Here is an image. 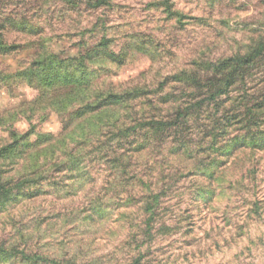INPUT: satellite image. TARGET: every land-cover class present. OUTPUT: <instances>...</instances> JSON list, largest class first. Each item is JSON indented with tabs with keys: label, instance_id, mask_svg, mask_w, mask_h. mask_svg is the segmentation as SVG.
<instances>
[{
	"label": "rangeland",
	"instance_id": "374dc122",
	"mask_svg": "<svg viewBox=\"0 0 264 264\" xmlns=\"http://www.w3.org/2000/svg\"><path fill=\"white\" fill-rule=\"evenodd\" d=\"M263 43L264 0H0V171L13 189L0 201V264H264ZM249 51L251 69L158 90L195 60ZM133 89L144 95L111 115L136 104L165 120L207 98L206 112L183 135L116 139L114 170L96 152L62 156L100 116L87 101ZM219 115V136L202 139L200 123ZM25 176L37 180L15 188Z\"/></svg>",
	"mask_w": 264,
	"mask_h": 264
},
{
	"label": "trees",
	"instance_id": "16d2710c",
	"mask_svg": "<svg viewBox=\"0 0 264 264\" xmlns=\"http://www.w3.org/2000/svg\"><path fill=\"white\" fill-rule=\"evenodd\" d=\"M264 44V43H263ZM262 45V44H261ZM253 52V51H252ZM251 51H249L246 55H239L235 57H227L222 58L215 61H193L191 63V67H182L180 68L177 73L167 74L158 84V90L164 89L168 87V84L170 83L171 79L174 78V80L181 82H184L186 85H192L195 86L196 89H201L203 86H205V83L202 81L200 74L201 70L209 69L214 73L217 74H223L224 78L231 76L233 73H237L242 71L243 69H251L254 66L253 58L256 56ZM214 82V79L209 78L207 84H212ZM225 84H228V79L225 81ZM196 90L195 93H191L192 95H196L198 91ZM144 90L140 89H133L130 92H127L125 94L114 92V91H108L105 94L102 95V98L96 103H91L87 101V104L84 106L89 113L96 114L98 113L100 116L98 118H94V121L89 124L92 125V128H94L92 131H89L88 133H85L80 139L73 140L74 146L72 148H66L64 153H62V156H65L70 161H78L80 158H83L87 154H90L91 152H96L97 156H102L104 161L106 163H111L112 157L110 155H106L108 150L112 148V144L116 139L120 140L125 135H131V133H134L137 130L143 129L144 133L147 135L148 132L152 134V137L159 138L162 137L165 133L167 134V131H170L172 127L175 128V132L183 135L184 130L188 128V121L190 120V117L192 115H199L202 114L205 111L204 102L206 99H199V101L192 102L190 104H184L183 106H178L174 109L173 115L171 113H168L167 119H163L159 115V117H156L155 113H145V112H139L136 104L131 105L129 107V111L124 114L123 117L119 116H113L110 113L114 110V106L119 103H123L128 97L135 96L140 97L142 94L144 95ZM143 92V93H142ZM67 93V92H66ZM188 93L187 96L191 97ZM100 96V95H99ZM247 97L251 96V94H247ZM215 97V93H211L209 99H212ZM150 105H152V110L157 109V105L155 100L150 99L149 101ZM261 105V103H260ZM249 106V105H248ZM259 107L256 106H249L247 107L248 114H253L255 112V109ZM199 110V111H198ZM221 110L220 104L217 103L216 106V113H219ZM201 112V113H200ZM206 112V111H205ZM102 114V115H101ZM85 115L82 113L78 114V118L81 119ZM197 116L196 121L201 120L200 117ZM207 120H210V117L212 116L210 113H206ZM206 120V121H207ZM194 123V121H193ZM258 122L255 121L254 124H257ZM184 125V126H183ZM199 132H204V128L206 129V133L203 136L202 139L205 138V136L212 135L213 137L219 136V130L221 127L226 126L225 118L223 115H219L217 117V120L214 122V125L210 127L207 124H201L199 125ZM171 127V128H170ZM146 129V131H145ZM195 129H191V133H193ZM202 132V133H203ZM217 132V133H216ZM129 133V134H128ZM138 133V132H137ZM165 134V135H166ZM149 135V134H148ZM69 137V136H68ZM151 138V137H150ZM191 141H193V138L191 137ZM181 148L179 151H175L176 153H181L182 149H187L189 146V140L181 141ZM68 147V146H67ZM5 148V147H4ZM81 150H85V152H81ZM193 149L190 151V154H195ZM192 152V153H191ZM7 151H4V149H0V158H4ZM83 153V156L81 155ZM77 154V155H76ZM173 154V153H172ZM64 157V158H65ZM110 168L114 170V165L112 166L109 164ZM147 175V174H146ZM2 173L0 171V201L2 199H5L9 197L12 194L13 189L7 187L6 182L1 180ZM141 184L148 185L149 180L148 178L145 179L143 175L139 178ZM209 179L211 183H214L217 180V176H213V174L209 175ZM37 179H29V177L25 176L16 183V187L18 189L24 188L29 182H34ZM213 181V182H212ZM110 181H108V184H106V187H109L110 191ZM153 216L151 214L149 216L150 218ZM5 252V250H3ZM8 252V251H7ZM8 254H12L8 252Z\"/></svg>",
	"mask_w": 264,
	"mask_h": 264
}]
</instances>
